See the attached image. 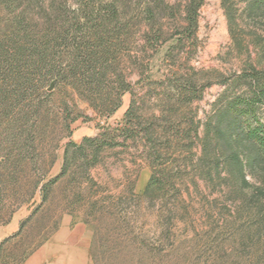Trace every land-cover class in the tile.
<instances>
[{
    "label": "rangeland",
    "instance_id": "374dc122",
    "mask_svg": "<svg viewBox=\"0 0 264 264\" xmlns=\"http://www.w3.org/2000/svg\"><path fill=\"white\" fill-rule=\"evenodd\" d=\"M127 1L130 12L144 18L147 5L159 0ZM186 1L166 0L176 7L159 16L172 22L175 13L182 24L178 9L184 11ZM223 1L205 0L196 35L184 39L186 44L176 46L178 34L156 51L149 50L145 75L132 72L134 93L124 95L111 117L99 114L75 92L58 94L47 104L37 140L38 161L7 180L0 192V231L15 218L16 232L24 223L21 235L9 244L12 254L22 256L23 246L34 247L52 236L68 217L72 225L87 224L92 233L93 264H264V229L255 228L248 209L240 207L243 196L236 187L219 185L217 179L206 183L192 166L198 163L199 147L190 154L165 155L155 162H162L156 169L135 147L100 153L72 147L66 157L69 142L81 144L98 136L103 127L123 123L133 96L141 107L139 121L145 123L142 116L155 112L157 123L166 129L175 124L189 128L194 113L203 131L208 116L228 101L223 97L227 80L249 64L264 68V10L254 12L251 0H228L225 6ZM188 76L206 84L201 99L191 105L194 110L164 116L157 103L175 89L171 86L166 94L163 85L151 81L168 83L170 77L176 81ZM260 106L264 122V104ZM170 116L176 121H166ZM155 171L157 177L175 182L176 189L164 184L149 188ZM50 181L54 182L45 191Z\"/></svg>",
    "mask_w": 264,
    "mask_h": 264
},
{
    "label": "trees",
    "instance_id": "16d2710c",
    "mask_svg": "<svg viewBox=\"0 0 264 264\" xmlns=\"http://www.w3.org/2000/svg\"><path fill=\"white\" fill-rule=\"evenodd\" d=\"M204 2L187 0L184 11L178 9L182 13L179 24L175 13L172 22L159 16L162 10L176 7L166 0L148 4L144 18L130 12L127 0H0V192L7 180H14L17 172L38 161L37 140L43 133V110L49 102L58 94L75 92L99 114L111 117L124 95L133 92L132 72L145 75L149 50L156 51L178 34L176 46L195 37ZM249 7L254 12L264 10V0H251ZM227 81L223 97L228 101L208 116L203 131L194 113L189 128L175 124L166 129L157 123L155 112L142 116L145 123L141 122V107L133 96L123 123L103 127L98 136L85 138L81 144L69 142L66 157L72 147L76 152L93 149L96 153L135 147L156 169L162 162H155L165 155L190 154L199 147L198 163L192 166L200 170L206 183L217 179L219 185L236 187L243 196L240 207H246L255 228L263 230L264 122L259 109L264 104V68L249 64ZM151 83L163 85L166 94L171 86L175 89L157 103L164 116L194 110L191 105L201 99L206 86L191 76ZM64 103L68 107L69 100ZM172 119L166 121H176ZM193 157L188 156L192 162ZM163 184L176 189L175 182L157 177L155 171L149 188ZM23 227L21 223L19 232L0 242V264H22L51 237L34 247L23 246V255L15 256L9 244ZM93 244L94 237L92 260Z\"/></svg>",
    "mask_w": 264,
    "mask_h": 264
},
{
    "label": "crops",
    "instance_id": "0c3cea01",
    "mask_svg": "<svg viewBox=\"0 0 264 264\" xmlns=\"http://www.w3.org/2000/svg\"><path fill=\"white\" fill-rule=\"evenodd\" d=\"M19 218L5 225L0 231V241L16 232ZM92 233L87 224H71L65 218L55 233L22 264H93L91 258Z\"/></svg>",
    "mask_w": 264,
    "mask_h": 264
}]
</instances>
